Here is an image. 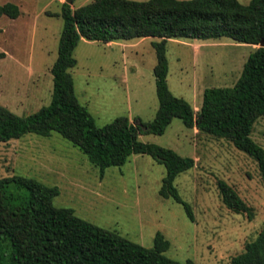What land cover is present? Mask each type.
Segmentation results:
<instances>
[{
  "label": "rangeland",
  "instance_id": "374dc122",
  "mask_svg": "<svg viewBox=\"0 0 264 264\" xmlns=\"http://www.w3.org/2000/svg\"><path fill=\"white\" fill-rule=\"evenodd\" d=\"M92 0H74V10ZM146 1V0H130ZM246 5L249 0H237ZM64 0H0L17 7L16 19L0 17V106L25 117L49 104L50 67L56 57ZM145 38L112 42H78L72 52L76 65L68 70L78 103L97 127L124 116L146 123L157 101L151 43ZM256 47L226 38L170 39L165 44L166 85L170 94L199 111L208 88L231 87L242 64ZM135 121V122H136ZM250 139L264 151V117L253 125ZM141 143L156 145L193 160L173 185L190 207V221L182 206L157 195L164 169L147 156L131 155L120 168H108L100 177L86 158L55 133L46 138L26 134L0 143V178L20 176L56 187V208L130 242L151 248L160 234L168 249L163 255L192 264H229L254 240L264 225V183L254 161L224 139L185 129L172 119L161 136L140 134ZM228 185L249 208L251 220L220 202L216 182Z\"/></svg>",
  "mask_w": 264,
  "mask_h": 264
},
{
  "label": "trees",
  "instance_id": "16d2710c",
  "mask_svg": "<svg viewBox=\"0 0 264 264\" xmlns=\"http://www.w3.org/2000/svg\"><path fill=\"white\" fill-rule=\"evenodd\" d=\"M18 15L15 5H0V17L13 20ZM55 16L62 27L50 67L49 104L25 117L0 106V143L26 134L46 138L55 133L76 148L100 177L108 168L122 167L131 155L147 156L164 169L158 197L181 205L192 221L190 207L173 182L193 167V160L138 140L140 134L161 136L175 118L185 129L228 141L254 161L264 183V151L250 139L254 123L264 117V47H259L264 45V0H249L246 5L237 0H92L74 10L63 2ZM145 38L158 40L151 43L157 101L152 120L129 122L121 116L97 127L73 92L68 70L76 65L74 48L81 40L106 44ZM221 38L256 48L231 87L202 91L194 114L167 89L165 44L170 39ZM216 188L225 208L251 220L249 208L228 185L217 181ZM57 195L56 187L30 178H0V264H192L166 258L168 242L160 234L154 235L151 248H144L76 217L71 209L54 207ZM229 264H264V225Z\"/></svg>",
  "mask_w": 264,
  "mask_h": 264
},
{
  "label": "water",
  "instance_id": "95a60500",
  "mask_svg": "<svg viewBox=\"0 0 264 264\" xmlns=\"http://www.w3.org/2000/svg\"><path fill=\"white\" fill-rule=\"evenodd\" d=\"M71 2H72V0H65V3H66L67 5H70ZM259 47H264V45L260 44Z\"/></svg>",
  "mask_w": 264,
  "mask_h": 264
},
{
  "label": "crops",
  "instance_id": "0c3cea01",
  "mask_svg": "<svg viewBox=\"0 0 264 264\" xmlns=\"http://www.w3.org/2000/svg\"><path fill=\"white\" fill-rule=\"evenodd\" d=\"M104 45H105L106 48H111V47L114 46V45L112 44V42H111V43H106V44H104Z\"/></svg>",
  "mask_w": 264,
  "mask_h": 264
}]
</instances>
